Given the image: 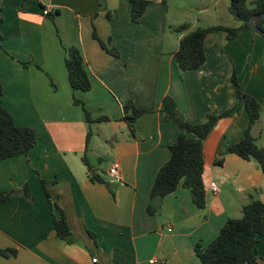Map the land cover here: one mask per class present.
<instances>
[{
	"label": "crops",
	"instance_id": "crops-1",
	"mask_svg": "<svg viewBox=\"0 0 264 264\" xmlns=\"http://www.w3.org/2000/svg\"><path fill=\"white\" fill-rule=\"evenodd\" d=\"M149 1L139 21L132 22L129 0H0V103L16 125L34 127L37 137L27 155L0 160V191L27 183L33 194L31 205L22 196L0 203V248L17 250L13 258L0 256V264H195V243L208 244L228 218L241 216L251 198L264 202V173L257 160L228 151L248 125L240 101L202 141L205 207L197 208L180 183L164 196L156 215L147 212L157 170L179 133L161 110L164 95L188 121L202 122L208 113L232 106L235 73L242 89L262 105L261 117L264 109V37L255 30L233 39L210 31L201 66L181 71L173 62L187 31L240 24L228 11L230 0H208L209 21L191 13L198 8L195 0H178L175 6L187 13L183 16L171 12L169 0ZM45 8L49 14L57 11L53 20L42 13ZM94 15L105 26L103 34ZM183 23L187 30H173ZM93 27L99 38L110 39L118 56L101 48ZM70 45L81 51L91 78L88 91H73L68 83L63 46ZM73 95L92 118L109 120L88 124ZM128 101L148 110L135 120L133 133L123 118ZM257 124L250 134L264 147ZM88 128L92 135L85 150ZM85 151L90 170L81 160ZM113 164L120 181L108 172ZM93 173L98 179L90 177ZM41 178L49 181L51 200L64 210L70 228L65 239L54 234ZM210 182L217 184L216 192L208 188ZM254 252L264 264V235Z\"/></svg>",
	"mask_w": 264,
	"mask_h": 264
},
{
	"label": "trees",
	"instance_id": "trees-1",
	"mask_svg": "<svg viewBox=\"0 0 264 264\" xmlns=\"http://www.w3.org/2000/svg\"><path fill=\"white\" fill-rule=\"evenodd\" d=\"M130 1V19L132 22H138L143 15L149 0H129ZM228 11L231 16L240 21L238 26L210 25L197 26L187 31L180 39L178 48L174 51L173 62L181 70L196 69L205 61L204 39L207 33L213 30H221L227 39L235 38L239 32L252 29L250 20L264 12V0H230ZM57 11L49 14L53 20ZM2 22L0 7V23ZM256 26L259 34L264 37V17L256 19ZM188 29V24L183 23L174 27L175 31L182 32ZM92 37L96 39L101 48L110 55L118 56V50L110 45V39L103 41L98 37L95 30L92 31ZM2 36L0 34V40ZM65 51L64 66L67 72V79L70 88L73 91H88L91 88V78L85 69L81 51L76 46H63ZM26 66L27 62H22ZM235 88V101L228 109L220 113H208L202 122H190L177 109L175 100L169 96L162 97L161 110L167 120H171L179 129L175 141L169 145L170 156L159 167L149 192V200L146 210L151 215L158 213L159 204L167 194L173 192L181 183L182 186L189 189L192 202L199 209L205 207V189L202 181L203 173V155L202 141L213 128L215 122L222 116L227 115L235 105L242 101L247 110L249 120L242 140L228 145V151L244 159L253 158L257 160L264 173V147L259 146L255 138L250 134L251 127L256 124L261 115L262 105L249 93L241 87V82L233 73L231 77ZM3 94V88L0 82V98ZM72 101L75 105H80L85 121L91 122L108 121L109 117L101 115L92 118L90 112L85 107L84 102L73 95ZM125 115L130 132L133 133L135 120L142 114L148 112L147 109L138 108L132 101L123 104ZM92 131L87 129L85 136V150ZM37 141L35 128L29 125L18 126L15 124L13 116L0 103V160L12 158L18 155H27L35 146ZM82 162L88 170L86 151L81 156ZM92 179H98L96 173L90 175ZM43 192L46 199L51 204V220L54 234L57 238L65 239L70 228L64 213V210L51 200L47 189L49 181L40 179ZM22 196L29 205L33 202V194L25 183L20 189H9L0 191V203L5 200ZM93 235V233H91ZM264 235V202L251 198L249 202L242 206L240 217L228 218L221 226L218 234L206 245L200 243L194 244V252L200 264H261L255 252V245L259 237ZM17 255L14 247L0 248V256L13 258Z\"/></svg>",
	"mask_w": 264,
	"mask_h": 264
},
{
	"label": "rangeland",
	"instance_id": "rangeland-1",
	"mask_svg": "<svg viewBox=\"0 0 264 264\" xmlns=\"http://www.w3.org/2000/svg\"><path fill=\"white\" fill-rule=\"evenodd\" d=\"M195 1L198 3L197 4L198 8L193 9L191 11V13L195 17L201 18V20H206V21L211 20V17H213V8L211 7V3H209L208 0H195ZM177 2H178V0H169L171 12H172V10H176L178 12V14H180V16L187 15V13H183L182 11H179V9L175 6L177 4ZM92 20L94 21L95 26H97L98 33L103 34L102 29L105 28V26L103 24L101 25V23L97 20L95 15H94ZM93 29L95 30L96 34L98 35L96 29L94 27H93ZM103 41H105V40L103 39ZM262 111H263V114H262V117L260 116V119L257 122L258 124L256 123L257 124L256 129L257 130L263 129V134L259 140V143L264 144V109ZM195 264H200L198 258L195 260Z\"/></svg>",
	"mask_w": 264,
	"mask_h": 264
},
{
	"label": "built area",
	"instance_id": "built-area-1",
	"mask_svg": "<svg viewBox=\"0 0 264 264\" xmlns=\"http://www.w3.org/2000/svg\"><path fill=\"white\" fill-rule=\"evenodd\" d=\"M42 13L44 15H47L50 13V9L49 8H45L42 10ZM108 172L109 174L112 176L113 180L114 181H120L121 180V175H120V172H119V169L117 167L116 164H113L109 167L108 169ZM208 188L210 190H212L213 192H216L218 190V186L215 182H210L209 185H208ZM168 230H170V228H168ZM154 259H150L149 262L150 263H153Z\"/></svg>",
	"mask_w": 264,
	"mask_h": 264
},
{
	"label": "water",
	"instance_id": "water-1",
	"mask_svg": "<svg viewBox=\"0 0 264 264\" xmlns=\"http://www.w3.org/2000/svg\"><path fill=\"white\" fill-rule=\"evenodd\" d=\"M259 17H264V12L259 13L258 15L254 16L251 20H250V24L253 30L255 31H259L258 27L256 26V19Z\"/></svg>",
	"mask_w": 264,
	"mask_h": 264
}]
</instances>
